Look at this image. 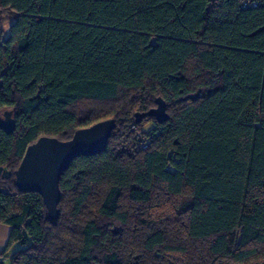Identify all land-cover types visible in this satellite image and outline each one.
<instances>
[{"label": "trees", "instance_id": "1", "mask_svg": "<svg viewBox=\"0 0 264 264\" xmlns=\"http://www.w3.org/2000/svg\"><path fill=\"white\" fill-rule=\"evenodd\" d=\"M0 18L13 20L0 34V112L16 120L0 128L3 264L264 260V5L0 0ZM158 97L168 119L136 123ZM106 119V148L61 174L49 220L16 183L27 148Z\"/></svg>", "mask_w": 264, "mask_h": 264}, {"label": "water", "instance_id": "2", "mask_svg": "<svg viewBox=\"0 0 264 264\" xmlns=\"http://www.w3.org/2000/svg\"><path fill=\"white\" fill-rule=\"evenodd\" d=\"M156 104V107L148 111L137 112L135 122L140 123L145 117H154L158 122L166 121L169 117L166 102L158 97ZM15 126L16 120L12 110L0 112L2 130L12 133ZM115 128V120L106 119L77 129L68 140L41 136L27 148L15 172L17 186L22 191L40 194L47 209V218L56 220L59 217V204L62 198L61 174L74 158L81 155H94L104 150Z\"/></svg>", "mask_w": 264, "mask_h": 264}, {"label": "rangeland", "instance_id": "3", "mask_svg": "<svg viewBox=\"0 0 264 264\" xmlns=\"http://www.w3.org/2000/svg\"><path fill=\"white\" fill-rule=\"evenodd\" d=\"M12 21H13L12 19L6 20V21H2L1 18H0V34H4L5 36L8 35V33H9V26H10V24H11ZM1 116L3 118V115H1ZM153 126H154V124L152 122H149V123H147V124H145L143 126L142 130L147 131V130L153 128Z\"/></svg>", "mask_w": 264, "mask_h": 264}, {"label": "built area", "instance_id": "4", "mask_svg": "<svg viewBox=\"0 0 264 264\" xmlns=\"http://www.w3.org/2000/svg\"><path fill=\"white\" fill-rule=\"evenodd\" d=\"M241 6L244 8H256L264 5V0H240ZM221 264H234L231 262H222ZM257 264H264V260L258 262Z\"/></svg>", "mask_w": 264, "mask_h": 264}, {"label": "crops", "instance_id": "5", "mask_svg": "<svg viewBox=\"0 0 264 264\" xmlns=\"http://www.w3.org/2000/svg\"><path fill=\"white\" fill-rule=\"evenodd\" d=\"M10 234H11V227L9 225L4 224V223H0V238H4L6 235L7 236V242H8ZM4 249L5 248H3V250ZM2 252L3 251H0V254Z\"/></svg>", "mask_w": 264, "mask_h": 264}, {"label": "snow or ice", "instance_id": "6", "mask_svg": "<svg viewBox=\"0 0 264 264\" xmlns=\"http://www.w3.org/2000/svg\"><path fill=\"white\" fill-rule=\"evenodd\" d=\"M7 247V236L0 238V251H3V248ZM0 264H3V261L0 260Z\"/></svg>", "mask_w": 264, "mask_h": 264}]
</instances>
